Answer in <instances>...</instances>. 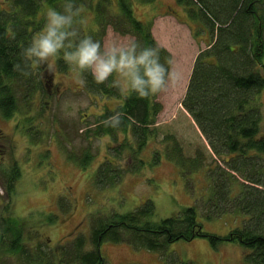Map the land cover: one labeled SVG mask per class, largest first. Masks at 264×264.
I'll use <instances>...</instances> for the list:
<instances>
[{"label": "trees", "instance_id": "1", "mask_svg": "<svg viewBox=\"0 0 264 264\" xmlns=\"http://www.w3.org/2000/svg\"><path fill=\"white\" fill-rule=\"evenodd\" d=\"M156 1L117 0L116 7L113 0H96L94 6L86 0H75L81 16L85 6L94 11L96 25L85 35V31L83 34L75 28L81 23L74 24L78 39L91 36L102 44L111 28L121 35L131 36L142 47L158 48L163 63L173 57L172 53L154 38L153 21L142 20L135 14L139 4L150 5ZM174 1L191 17L206 23L211 32V42L195 58L176 117L158 123L163 110L159 94L141 99L135 93L122 92L116 73L105 84L97 85L89 73L79 71V77L87 81L82 90L108 99L113 97L119 102L114 108L106 106L96 115L94 126L84 130L82 135L76 131L88 143L78 150L66 146L71 139L58 127L55 132L60 133L58 145L67 159L83 169L95 159L91 144L94 139L109 136L112 143L108 149L117 154L115 157L126 154L123 167L112 158L99 165L95 172L98 186L121 183L126 173L144 165L140 155L152 143L156 162L164 156L166 161L183 170L207 171L211 183L206 204L199 201L156 220L155 203L146 199L133 211L112 213L108 218L94 217L89 233L69 234V240L55 255L51 238L43 237L38 230L35 237L40 239L41 233L42 238L30 249L24 228L26 219L14 215L15 183L21 178L19 166L14 164L2 169L8 202L1 205L0 211V253L17 257L16 264H108L102 251L104 241L164 252L172 242L195 237H206L215 247L224 240L238 241L246 250L247 264H264V132L263 102L259 98L264 92V0ZM66 2L0 0V116L8 120L19 117L17 127L35 131V135L31 134L35 143L44 142L38 134L45 129L41 117L32 112L38 101L34 95L37 91L46 92L44 86L50 89L52 69L46 63L29 64L21 53L33 37L43 31L44 11L54 8L63 12ZM17 64H22L28 75L14 70ZM58 65L64 73L74 69L64 60L62 52ZM44 109L41 105V110ZM116 111L125 114L123 124L116 129L104 127L101 121ZM24 116L27 127L21 126ZM47 132L44 131L48 135L52 133ZM120 135H123L122 140L118 139ZM152 139L154 142L150 141ZM58 204V210L67 211L71 207L64 196L59 198ZM199 208L205 211L207 219L225 213L243 216L242 224L227 236L208 233L199 219ZM57 218V214H50L46 222L52 224ZM5 254L0 256V264H7ZM180 264L194 262L180 261Z\"/></svg>", "mask_w": 264, "mask_h": 264}, {"label": "rangeland", "instance_id": "2", "mask_svg": "<svg viewBox=\"0 0 264 264\" xmlns=\"http://www.w3.org/2000/svg\"><path fill=\"white\" fill-rule=\"evenodd\" d=\"M113 1L117 7V0ZM86 2L94 6L96 0ZM157 3L159 6H156ZM147 6L152 7L151 12L142 9L145 6L139 7L137 13L135 11L136 16L138 14L140 18H151L156 12L164 14V17H154V31L175 58L176 63L172 70L181 73L178 82L172 83L167 92L159 94L158 99L163 104V110L157 119L162 124L174 119L182 106L195 58L211 42V32L206 23L191 17L174 0H157ZM47 11L48 9L44 12ZM81 17L83 22L75 28L83 34L82 31H85L86 35L89 29L93 30L96 26L94 11L85 6ZM132 39L129 35H121L109 28L102 45L113 42L127 44ZM58 56L46 63L52 69V86L50 89L44 86L46 92L37 91L34 95L38 101L32 111L33 115L41 117L42 127L47 133L52 132L48 135L42 130L38 134L39 139L44 142L35 143L32 140L31 134L35 135V131L27 132L22 127L18 128L16 123L19 117L8 120L0 116V211L1 205L5 206L8 202L5 199L2 169L16 164L19 166L21 178L15 183L13 210L16 218L26 219L24 228L25 235L28 233L29 248L37 245L42 233L43 237L51 238L53 253L58 255L69 240V234L90 232L94 217L108 218L112 213L124 214L133 211L146 199L155 203L156 220L174 215L199 201L205 205L211 183L207 171L183 170L166 161L164 156L160 162H156L152 143L140 155L145 164L126 173L121 183L116 184L98 186L95 181V172L102 162L112 158L123 167L126 161V154L117 158V154L108 149V145L112 143L109 136L91 141L95 159L87 168L83 169L67 159L58 145L57 135L60 133L55 132L56 128L71 139V143L66 146L78 150L88 143L76 131L82 135L84 130L94 126L96 115H100L106 106L114 108L119 100L82 90L79 70L74 67L64 73L58 65ZM116 75L123 87V78L118 73ZM42 95L44 96L41 99ZM259 98L263 102L264 132V92ZM41 105L45 107L44 111L41 110ZM25 118L24 116L21 119L23 127H27ZM118 139L122 140L123 135ZM150 141L154 142L153 139ZM61 196L66 197L70 203L71 207L67 211L58 210ZM53 213L58 218L54 223L47 224L46 217ZM198 214L203 230L219 236L230 234L231 230L241 226L243 219V216L232 213L207 219L205 211L200 208ZM36 230L41 232L40 239L35 237ZM102 251L108 264H180V261H193L194 264H247L246 250L240 242L224 240L215 247L206 237L177 240L169 244L164 252L104 241ZM2 252L0 256L5 254ZM4 259L7 264H16L18 258H10L5 254Z\"/></svg>", "mask_w": 264, "mask_h": 264}, {"label": "clouds", "instance_id": "3", "mask_svg": "<svg viewBox=\"0 0 264 264\" xmlns=\"http://www.w3.org/2000/svg\"><path fill=\"white\" fill-rule=\"evenodd\" d=\"M80 6L75 0H67L63 12L48 9L42 32L33 37L23 49L22 56L29 64L49 63L61 52L64 60L81 73H89L97 85L105 84L113 74L118 73L124 81L122 92L135 93L141 99L167 92L170 85L178 82L181 73L173 71L176 61L168 57L163 63L160 50L156 47H142L135 39L127 44L113 42L102 45L91 36L78 39L74 24L82 23ZM23 75H28L22 64L14 65ZM86 80H79L83 87ZM125 114L116 111L101 121L104 127L119 128Z\"/></svg>", "mask_w": 264, "mask_h": 264}, {"label": "crops", "instance_id": "4", "mask_svg": "<svg viewBox=\"0 0 264 264\" xmlns=\"http://www.w3.org/2000/svg\"><path fill=\"white\" fill-rule=\"evenodd\" d=\"M159 3H160V2H159ZM159 3H157L156 6H159ZM160 5H161V3H160ZM143 6H145V7H143ZM143 6H138V8H139V7H143L142 9H145V10L148 11V12H151V11H152V7L147 6V5H143ZM138 8H137V9H138ZM137 9H136V10H137ZM136 13H137V11H136ZM155 16H162V17H164V14H161V13L156 12V13H154V14L151 15V18H149V17H145V18H148V19H145V18H141V19H142V20H152V21H153V19H154ZM137 17L140 18L141 16L139 17L138 14H137ZM198 24L201 25L200 22H198ZM152 33H153V35H154V38L157 40V42H158L161 46H163V47L166 48V46L164 45V42L161 41V39L159 38V36L157 35V33L154 31V24H153V28H152Z\"/></svg>", "mask_w": 264, "mask_h": 264}, {"label": "bare ground", "instance_id": "5", "mask_svg": "<svg viewBox=\"0 0 264 264\" xmlns=\"http://www.w3.org/2000/svg\"><path fill=\"white\" fill-rule=\"evenodd\" d=\"M109 146V145H108ZM94 161V160H93ZM99 167V166H98ZM98 169V168H97Z\"/></svg>", "mask_w": 264, "mask_h": 264}, {"label": "flooded vegetation", "instance_id": "6", "mask_svg": "<svg viewBox=\"0 0 264 264\" xmlns=\"http://www.w3.org/2000/svg\"><path fill=\"white\" fill-rule=\"evenodd\" d=\"M51 83H52V81H51ZM49 86V85H48Z\"/></svg>", "mask_w": 264, "mask_h": 264}]
</instances>
